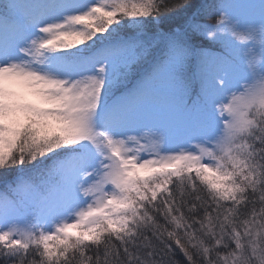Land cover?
Masks as SVG:
<instances>
[{
	"label": "snow or ice",
	"instance_id": "6c2138e0",
	"mask_svg": "<svg viewBox=\"0 0 264 264\" xmlns=\"http://www.w3.org/2000/svg\"><path fill=\"white\" fill-rule=\"evenodd\" d=\"M0 264H264V0H0Z\"/></svg>",
	"mask_w": 264,
	"mask_h": 264
},
{
	"label": "trees",
	"instance_id": "16d2710c",
	"mask_svg": "<svg viewBox=\"0 0 264 264\" xmlns=\"http://www.w3.org/2000/svg\"><path fill=\"white\" fill-rule=\"evenodd\" d=\"M15 177V172H8L6 174H0V190H3L5 181H12ZM181 264H185L184 257L182 254L177 250V257H176Z\"/></svg>",
	"mask_w": 264,
	"mask_h": 264
}]
</instances>
